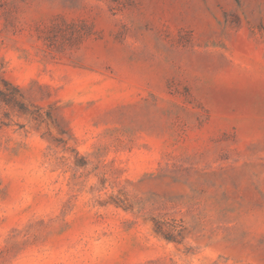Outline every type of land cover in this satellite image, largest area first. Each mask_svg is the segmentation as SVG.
Instances as JSON below:
<instances>
[{
    "label": "rangeland",
    "instance_id": "374dc122",
    "mask_svg": "<svg viewBox=\"0 0 264 264\" xmlns=\"http://www.w3.org/2000/svg\"><path fill=\"white\" fill-rule=\"evenodd\" d=\"M0 264H264V0H0Z\"/></svg>",
    "mask_w": 264,
    "mask_h": 264
}]
</instances>
